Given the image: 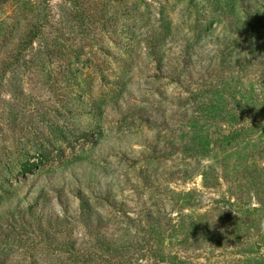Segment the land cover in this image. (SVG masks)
Wrapping results in <instances>:
<instances>
[{"label":"rangeland","instance_id":"obj_1","mask_svg":"<svg viewBox=\"0 0 264 264\" xmlns=\"http://www.w3.org/2000/svg\"><path fill=\"white\" fill-rule=\"evenodd\" d=\"M43 7L0 4L12 52ZM45 8L0 50V211H45L0 217V264H264V0Z\"/></svg>","mask_w":264,"mask_h":264},{"label":"trees","instance_id":"obj_2","mask_svg":"<svg viewBox=\"0 0 264 264\" xmlns=\"http://www.w3.org/2000/svg\"><path fill=\"white\" fill-rule=\"evenodd\" d=\"M42 1L44 2V7L39 12L42 13L43 16H41V18H39V20L37 22L36 21L32 22L25 29H23L21 27L22 28L20 30L21 34L18 35L19 36V42L16 44L17 50L12 52L11 47H13V46L10 42V38H8V40H7V36L1 37V39H0V50H2L3 54H10L11 59H16L18 57L20 58L22 56V54L25 51H27L28 47L29 46L31 47V45L33 43V39H35L38 35H40L44 31L46 24H48L49 22L53 23L51 21V19L49 18L48 8H45V3H47V0H42ZM4 2H6V0H0V4L4 3ZM102 28H103V34H105L107 37H109L113 33L117 32V29H114V28H105L103 26H102ZM87 33H90V31H88ZM22 37H25V39L22 40L21 39ZM58 38L62 41L65 40L63 38V32H61V34L58 36ZM115 41H117V40H115ZM104 49H105V47L103 46L102 51ZM53 50H54V52H53ZM53 50L50 51L51 54H54L55 52H59L58 53L59 55H64L63 53L65 52V46L56 47ZM10 61H8L9 68H10V65H12V64H10ZM13 61H14V64H16L17 59L13 60ZM261 86L264 88V84H263L262 80H261ZM71 93H73V91ZM230 95H231L232 101H234V100L239 101V97H242L241 94L236 92V90H233L230 93ZM247 95L250 96V94H247ZM247 98H248V96H247ZM250 101H251L250 105L252 106L250 113H255L259 116L264 117V100H258V102H255L252 99H250ZM91 103H94V102L88 103V102H84L82 99H80L77 102V104H79L82 108V115L87 116L89 114H96L100 111L99 107H97ZM88 129L89 128H84V127L78 128V129L72 131L70 134L71 135H77V134L85 135L87 133V131H89ZM36 161L37 162L29 160V162H31V165L28 167L23 166V169L20 170L21 173L24 174L26 172L31 171L32 167L35 166L36 163H38V159H36ZM1 210L2 211H0V217H4L5 220L10 218V217H15L16 215H20L22 217V219H25V220L39 221L42 218L41 216H43V214L45 213V211L42 210V206L40 204H27L24 207L17 204L13 208H5L4 210L3 209H1ZM44 217H47V215H45ZM82 221L86 222V218H83Z\"/></svg>","mask_w":264,"mask_h":264}]
</instances>
